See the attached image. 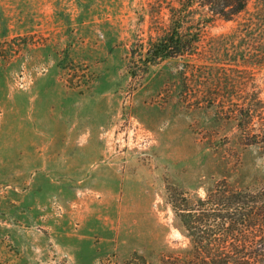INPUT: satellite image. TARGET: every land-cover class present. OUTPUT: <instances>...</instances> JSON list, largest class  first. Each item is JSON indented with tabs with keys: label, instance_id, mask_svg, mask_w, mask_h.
I'll use <instances>...</instances> for the list:
<instances>
[{
	"label": "rangeland",
	"instance_id": "obj_1",
	"mask_svg": "<svg viewBox=\"0 0 264 264\" xmlns=\"http://www.w3.org/2000/svg\"><path fill=\"white\" fill-rule=\"evenodd\" d=\"M155 2L0 0V264H182L172 205L264 179L232 112L264 100V64L216 39L247 15L150 65Z\"/></svg>",
	"mask_w": 264,
	"mask_h": 264
},
{
	"label": "trees",
	"instance_id": "obj_2",
	"mask_svg": "<svg viewBox=\"0 0 264 264\" xmlns=\"http://www.w3.org/2000/svg\"><path fill=\"white\" fill-rule=\"evenodd\" d=\"M157 7L160 0H155ZM251 0H169L168 25L164 34L150 39L145 62L154 65L183 55H194L202 29L215 20L236 21L229 33L216 39L233 44L249 39V59L264 64V0L248 13ZM244 37V38H243ZM243 108L233 109L244 119L248 133L244 146L264 148V100L250 96ZM258 126H256V124ZM172 205L176 228L188 240L182 264H264V179L252 186L237 187L226 179L206 190L196 202L182 198Z\"/></svg>",
	"mask_w": 264,
	"mask_h": 264
}]
</instances>
